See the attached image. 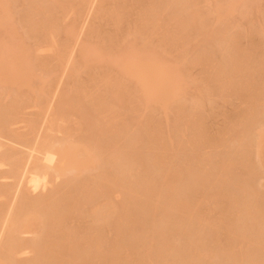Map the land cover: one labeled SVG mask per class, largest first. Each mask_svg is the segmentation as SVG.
I'll list each match as a JSON object with an SVG mask.
<instances>
[{
    "label": "rangeland",
    "instance_id": "obj_1",
    "mask_svg": "<svg viewBox=\"0 0 264 264\" xmlns=\"http://www.w3.org/2000/svg\"><path fill=\"white\" fill-rule=\"evenodd\" d=\"M0 1H7L4 2L5 7H7L5 11L9 10L4 22L0 25V227H2L1 229L5 227L3 231L0 229V254L3 252L1 257L5 261L4 264H13L14 262V264H47L49 260L48 264H53L54 262L51 260L53 254L49 250V254H51L49 257H51L50 259L47 258L48 247L46 246L47 244L50 246L57 238L61 243L66 237L69 239V244L74 242L71 245L68 244L69 248L73 244L75 247L72 246L68 250L67 246L61 253H54L56 257L59 254L61 264H65V262L66 264H84L87 260V264H264V135L262 136V144H260L262 145L261 150L256 148L259 146L256 145L257 137L264 132H260L262 128L264 130V0H236L235 4L231 8L229 7L226 15H224L225 18H220L221 20L216 19L218 12L216 10L215 14L214 9L216 8L213 5L218 4V7L224 9L225 3L230 0H209L211 1L209 6L212 5V7L208 6L207 0H203L205 1L203 3L198 1L200 4L195 2L198 7L203 4L209 10L208 15L203 13L207 16V18L205 17L206 26H204L205 22L202 26H197L194 23L196 27L192 25L191 19L187 20L188 12L190 13V10L195 8L192 0L190 4L188 2L190 0H150L152 3H148L149 0H132V2L131 0H123L122 3L121 0H86V2L84 0L82 3L85 2V5L82 4L80 7L75 5L79 0H61L62 2H59L62 4L60 7L57 6L59 3H54L56 6L51 5L54 0L51 2L50 0H43V2L42 0ZM102 2L104 3L102 4ZM128 2L133 3L132 9L128 6L131 10L129 8L126 10L122 6V4L128 5ZM186 2L188 3L186 4ZM181 3L186 7L182 8ZM2 4H0V8ZM42 4L44 5L42 6ZM40 5L47 9L44 8L43 11H45L43 12ZM190 5H192V9ZM34 6L39 13L37 10L35 11ZM48 6H51L52 11L55 10L50 14L55 21L49 18L50 16L48 17L49 13L46 12L50 9ZM119 6L124 8V11H121L123 16L120 24L122 26L111 21L113 17L111 14H106L109 11L114 13L113 10H120ZM72 7L75 9L73 10ZM161 9L162 11H160ZM202 9L199 8L198 11H203ZM220 11L223 10L220 9ZM42 13L44 17L47 16L51 20L52 24L43 18ZM186 13L188 15H185ZM191 13L193 12L191 11ZM55 14L58 15L55 16ZM153 14L156 18L161 15L159 20L157 18L156 23L157 21L163 22L162 25L160 23L158 26L164 25L169 30V36L171 34V37L167 38L170 40L166 41V43H171V47L168 46V48L170 47L168 50L170 54L165 51L168 49L167 46L165 47L167 49L161 47L160 49L156 45V41L154 42V40L159 41L160 38L155 39L156 37H154L153 39L151 36L150 39H153L154 44L156 43L154 46H157L154 48L153 42L150 43L151 41L147 37L150 43L148 45L152 44L151 52L153 49L154 52L157 51L155 49H160L166 53L161 55H166L162 58L164 59L163 63L168 67L166 68L168 72L163 70L162 76L172 75L174 72L176 73L177 68L179 69V74L178 71L177 74L186 81L184 84L186 87L183 88L184 90L182 89V100L180 93H174L175 89L179 88V82L183 81L178 79L175 80V83L171 82V84H176V88H173V91L171 89L170 92H173L174 96L177 97L174 100L180 101H176L177 103L169 101L170 104L166 105L165 110L160 108L158 104L153 106L154 103L150 102L144 106L141 98L142 104L139 101H136L137 104L135 102V105L130 100L124 102L123 96L125 94L122 95L123 92L121 93L122 97L120 96V99H123L121 101L124 102L122 108L119 104L122 102L117 101L118 103H116L113 100V103H105V99L111 97L110 92H107L110 91V88L102 81L101 76L106 77L107 71L111 74L115 67V69H119V66L116 65H119L120 61H117L116 65L113 64L111 50H108L112 54L111 57L105 56L109 52L106 51L107 53L104 52V54L102 51L111 48L112 40L115 42L121 39L122 42L125 38L123 37L125 31L133 28L136 20L141 19L147 23L148 20L154 18ZM174 15H177L176 18L173 17ZM180 15L182 16L180 17ZM204 15H200V18H204ZM99 16H103V18ZM41 17L44 20L40 24L49 21L52 31L56 29L54 32L51 31L54 35L47 32L50 28L47 27V30H44V26H37V24L39 25L38 19L42 20ZM167 18L171 23L167 22ZM171 18L176 21H170ZM180 19L183 20L180 21ZM185 19L189 23L191 20L192 24L190 23L189 27L185 25ZM33 22H36L35 28ZM138 22L136 26H138ZM72 23L75 24L74 29H76L75 31L73 29L74 35L72 34V38H70L68 32L69 35L65 37L67 35L64 33L65 27L72 26ZM172 23L180 25L173 26ZM115 25L119 26L120 29L118 28V30ZM139 25L144 26L141 23ZM181 25L184 29L180 27ZM38 27L43 28L42 30L51 36L44 35L41 28L37 29ZM141 27L140 29L143 28ZM146 28L148 30V27ZM150 28L149 30L154 33ZM198 28H202V30L200 29L199 32ZM143 30L141 31L144 32ZM147 30L144 32L145 35L149 33H146ZM167 30L164 29V31ZM141 31L138 30V34ZM238 32L240 33L238 34ZM14 33L15 36H13ZM144 33H141L142 36L138 35L140 38L136 37L138 40H134L139 52L135 45L129 46L133 49L135 47L134 50L139 54L146 47L145 41H143L145 43L140 42L144 40L141 39V37L144 38ZM134 34L137 36L135 31ZM154 34L157 35L158 31ZM158 36L160 37V34ZM231 36L236 38H231ZM133 37L131 40L134 39ZM164 40L166 39H163L162 43L165 42ZM141 43L145 47L142 48ZM114 44L112 46L115 47L111 49H118L119 47ZM57 49L65 51L60 53V58L56 54ZM146 49L148 50L147 47ZM146 49H144L145 52ZM95 51L105 57L98 56L97 59L99 57L102 59L98 62L93 61L96 57H93V54L99 55ZM112 52L116 53V51ZM159 52L162 51L156 52V55ZM133 53L135 52L133 51ZM129 55L131 54L129 53ZM143 55L144 51L137 58L141 60ZM154 57L157 59L156 56ZM97 59L95 58V60ZM145 59L147 60V58ZM105 63L108 66L111 63L112 68L109 66V69L106 70L108 67L102 66ZM99 65L106 70V74H103V69ZM165 65L159 66L165 69ZM110 69L113 70L110 71ZM100 71L103 75H100ZM117 72L120 75H117ZM151 72H157V69H150V75H152ZM116 73L120 77H118L119 82L123 79L129 85L136 83L132 84L128 81L129 76H123L121 71L116 70ZM178 75L173 76L180 78ZM114 77L112 75V78ZM168 77L172 80V76ZM107 78L108 75L105 79L108 82L109 80L112 81L110 76ZM135 79L134 81H136ZM193 79L200 83V80L202 82L206 80L203 83L208 82L207 85L210 86L205 89L207 92L205 90L202 92L201 89L200 92L198 91V93H203L199 97L196 95L199 98V106L195 104L197 101L194 99V94H197L195 91L197 86L195 85H199V83L195 82L194 84ZM164 80L167 82L166 78ZM102 82L108 88L105 92L110 96L105 97V99L103 98L104 93H102L104 91ZM114 82L113 88L115 85H119L118 82L114 85ZM180 83L182 84V82ZM128 86L126 88H129ZM134 86L130 87L134 90ZM137 86L139 85L137 84ZM117 88L119 91L121 90L119 86ZM133 90L129 91V96L126 95L131 100L139 96V90L137 88L135 90L138 92ZM117 91L115 89L114 92L118 94ZM116 93L114 96H119ZM64 95L69 96L68 102L66 101L69 99L67 97H65L64 102H61ZM137 98L136 100H139ZM103 100L108 106H104ZM173 103L175 104L173 105ZM113 116L116 118V120L114 119L116 122L111 120L115 123H108V120ZM199 125L202 126L201 129ZM199 129L200 131L206 130V133H203L208 135L198 137L200 136ZM78 142L83 143V145L92 144L91 149L86 146L90 150L85 151L84 147L83 149L92 158H95L94 161L91 158L94 166L87 165L90 169H84L82 166L83 170L78 167L79 171L75 172L73 171L75 168L71 166L73 164H70L71 160H68L70 159L69 156L72 155L68 147L69 144L77 145ZM40 145L44 146L40 147ZM39 147L40 149H38ZM92 149H94V153H92ZM46 150L54 153L49 164L48 161L45 162L44 158ZM80 151H77L79 156L90 157L85 152L82 154ZM59 161L63 163V170ZM47 165L51 168L46 167ZM70 166L74 169L72 168V170ZM22 171L25 174H30V177L38 173V176L43 178L41 182L44 184L40 183L41 185L39 184V187L36 188L31 187L30 183L27 182L29 176L27 174L25 176ZM104 191L114 201V206L112 207L113 201L108 199V202H111L108 204H112L113 209L110 207L106 210L111 209L113 211L112 213L111 211L110 213L107 212L108 216L112 215L109 217L111 224L110 222L106 224L105 238L101 240V242L103 241L102 244L99 243L102 251L101 256L100 251L97 252L100 246L98 249H94L91 241L93 238L90 239L92 236L95 237L92 230H97L94 220L98 218L89 216L87 213H84V215L87 214L84 216L81 213L91 212V208L90 210L87 209L95 203L90 201L94 198L97 202H105L103 201L106 198ZM39 198L42 199L41 202H39ZM31 200L33 201L31 202ZM20 203L22 207L24 204L26 206L24 205L25 207L22 208ZM35 203L36 205H34ZM96 204L100 207V203ZM25 208L33 209L35 215L39 210L37 212L40 216L37 217L39 221H35V224L31 221L30 227L27 225L30 232L28 230L18 231L19 229L16 230V228L14 230L13 227L16 226L17 222H14L15 226L13 224L12 228L5 226L4 218H11L12 212L13 216L16 215L15 217L19 216V213L21 216L22 211L27 212ZM45 208L48 209L44 210ZM96 209H92V213L99 212ZM56 210L60 213L62 211L65 213V210H73L77 217L70 211V214L74 216L69 217V219L72 218L73 220H69L70 223L68 221V224L60 222V225L57 220L59 216L57 217L56 213L60 214ZM81 210L84 211L81 212ZM52 215L55 216L57 222L51 220ZM91 217H94V220L92 219L94 224L91 223ZM7 218L6 220H8ZM101 220L99 221L100 224ZM90 223L94 225V229L90 230ZM63 224L65 227L66 224L68 227L70 226L68 233L67 229L66 231L63 230L66 232L65 235L60 228ZM56 225L59 226L55 227ZM21 227L19 228L21 229ZM65 227L63 228L65 229ZM57 228H60L58 231L63 236L62 239H60V234L56 235L55 233L58 232L53 230ZM88 230L92 233L91 237H89L90 232ZM118 235L120 236L117 237ZM29 241L35 244L40 243L35 245ZM59 241H55L54 244L59 243ZM11 244L15 248L16 246L21 248V250L14 248L13 252L10 251L12 250ZM43 245L44 248L46 247V251L43 249ZM31 246L33 248H30ZM34 247L38 248L35 249ZM51 248L53 247L51 246ZM92 250L96 251L97 254ZM62 253L67 255L63 256ZM98 255L101 257L100 260ZM2 260L0 259V261Z\"/></svg>",
    "mask_w": 264,
    "mask_h": 264
},
{
    "label": "bare ground",
    "instance_id": "obj_2",
    "mask_svg": "<svg viewBox=\"0 0 264 264\" xmlns=\"http://www.w3.org/2000/svg\"><path fill=\"white\" fill-rule=\"evenodd\" d=\"M46 1H47V0H46ZM51 1H52V0H50V2H51ZM55 1H56V0H54V1L52 2L53 4H51L50 2H49V3H50L51 5H55L54 3L58 4L61 0H58V1H56V2H55ZM65 1H66V0H65ZM76 1H77V0H76ZM83 1H84V0H81V3L79 4V2H80V0H79V2L77 1V4H75V5H76L77 7H78V6L80 7L82 4H84V3L86 2V0H85V2L82 3ZM106 1H107V0H106ZM122 1H123V0H121V3H122ZM126 1H127V0H126ZM136 1H139V0H136ZM152 1H153V0H152ZM152 1L149 0V2H148V1H147V2H148V3H150V2L152 3ZM177 1H178V0H177ZM186 1H187V0H186ZM198 1L201 2V3L205 2V1H203V0H196V1H195V0L193 1V0H192V2H193L192 4L194 5L193 7H195V8H194L193 10H190V13L188 12L189 16L187 17V18H188L187 20L191 19V20L193 21V22H192L193 24L191 23V20H190V23H191L192 25H194V27H196V25H197V26H198V25H199V26H202V24H204V22H205L204 26H206V18H207L206 15H208V13H209V10H207L208 8H207V7L205 8V7L203 6V4L201 5L202 7H201V6L198 7V5H195V2H196V4L199 3ZM207 1H208V6H209V2H211L212 0H211V1L207 0ZM228 1H229V0H228ZM232 1H233V0H230L229 2H226V3H225V6H224V9H223V7H218V6H219L218 4H217V5L215 4L216 6L213 5V7L216 8V9H214V12H215L216 10H217L216 12H218V13H217V17H216V19L221 20V19L225 18L224 15H226L227 11L229 10V7L231 8V7L235 4L234 2H236V0H234L233 2H232ZM0 2H1L0 4H2V3L5 4L7 1H0ZM4 2H5V3H4ZM42 2H43V0H42ZM61 2H62V1H61ZM124 2H125V1H124ZM131 2H132V0H131ZM188 2H189V4H190L191 0L188 1ZM188 2H186V4H187ZM44 3H45V2H44ZM49 3H48V4H49ZM70 3H71V2H70ZM72 3H74V2H72ZM103 3H104V2H102V4H103ZM126 3H127V2H126ZM179 3H180V1H179ZM179 3H178V4H179ZM214 3H215V2H214ZM214 3H213V4H214ZM230 3H232V4H230ZM3 4H2V6H1V8H3V9L0 8V12H1V13H0V18H3V19H0V25H2V23L4 22V20H5V18H6V15H7V11H8V13H9V10H6V11H5V9L7 8V7H5L6 4H5V5H3ZM50 4H49V5H50ZM68 4H69V2H68ZM78 4H79V5H78ZM105 4H106V2H105ZM115 4H117V3H115ZM129 4H130V5H129ZM135 4H136V2H135ZM175 4H176V3H175ZM181 4H182V3H181ZM189 4H188V5H189ZM199 4H200V3H199ZM210 4H211V3H210ZM43 5H44V4H42V6H43ZM45 5L47 6V4H45ZM61 5H62V4L59 3L57 6L60 7ZM75 5H74V6H75ZM84 5H85V4H84ZM144 5H145V4H144ZM147 5H148V4H147ZM149 5L151 6V4H149ZM158 5H159V4H158ZM176 5H177V4H176ZM183 5H184V4L181 5L182 8L186 7V6H183ZM228 5H230V6H228ZM3 6H4V7H3ZM35 6H37V5H35ZM35 6H34L33 8H34L35 11H36L37 9H36ZM40 6H41V5H40ZM40 6H39V7H40ZM42 6H41V7H42ZM55 6H56V5H55ZM86 6H87V3H86ZM114 6H115V5H114ZM116 6H117V5H116ZM122 6L125 7L126 10H128L127 8H129V7H130L131 9H132V7H134V6H133V3H130V2H128V5H127V4H122ZM122 6H119V7L122 9V8H123ZM128 6H129V7H128ZM135 6H136V5H135ZM159 6H162V5H159ZM159 6H158V7H159ZM196 6H197V8H196ZM227 6H228V8H226ZM48 7H49V6H48ZM52 7H53V6H52ZM58 7H57V8H58ZM63 7L65 8V5H64ZM90 7H91V6H90ZM103 7H104V6H103ZM119 7H117V8H119ZM151 7H152V6H151ZM151 7H150V8H151ZM155 7H156V6H155ZM172 7H173V6H172ZM176 7H177V6H176ZM188 7H189V6H188ZM191 7H192V5H190V8H191ZM193 7H192V8H193ZM209 7H212V5L209 6ZM44 8L47 9L46 7H44ZM44 8L42 7L41 10L43 11ZM49 8H50V9H49ZM49 8H48L49 11H48V10L46 11V12L49 13V14L47 13V14H48V17L50 16L51 12H54V11H55L54 9H53L54 11H52L51 6H50ZM54 8H55V7H54ZM61 8H62V7H61ZM72 8H73V7H72ZM81 8H82V7H81ZM86 8H87V7H86ZM100 8H101V7H100ZM130 8H129V10H131ZM146 8H149V7L146 6ZM156 8H157V7H156ZM159 8H160V7H159ZM165 8H166V7H165ZM192 8H191V9H192ZM199 8H200V9L204 8L206 11L204 12V9H202L203 11H201V10L198 11ZM38 9H39V8H38ZM66 9H67V8H66ZM74 9H75V7L73 8V10H74ZM121 9H120V10L117 9V10H119L120 12H121V11L123 12V11H124V8H123V10H121ZM152 9H153V7H152ZM154 9H155V8H154ZM170 9H171V8H170ZM178 9H179V8H178ZM180 9H181V8H180ZM220 9L223 10V11H220ZM32 10H33V9H32ZM41 10H40V13L42 12ZM56 10H58V9H56ZM71 10H72V9H71ZM81 10H82V9H81ZM84 10H85V8H84ZM99 10H100V9H99ZM101 10H103V9H101ZM112 10H113V9H112ZM117 10H113L114 13H111L110 11H109V12H106V11H105V12H106V14H107V13L111 14V16H113V17H112L113 20L110 18L111 21H112V22H115L116 25H119V24L121 23V19H122L123 14H122V12L120 13V12L117 11ZM164 10H165V9H164ZM164 10H163V11H164ZM194 10H196L197 12H195ZM44 11H45V10H44ZM44 11H43V12H44ZM149 11H150V10H149ZM160 11H162V9H161ZM191 11H192L193 13H191ZM79 12H80V9H79ZM86 12H87V11H86ZM105 12H104V13H105ZM150 12H152V10H151ZM186 12H187V11H186ZM194 12H195V13H194ZM216 12H215V14H216ZM224 12H225V13H224ZM37 13H39L38 10H37ZM58 13H60V12H58ZM65 13H66V12H65ZM80 13H81V12H80ZM101 13H102V12H101ZM160 13H161V12H160ZM160 13H159V14H160ZM177 13H178V12H177ZM177 13H176V14H177ZM203 13H204V14L207 13V14L204 15ZM223 13H224V14H223ZM1 14H2V15H1ZM45 14H46V13H45ZM47 14H46V15H47ZM62 14H64V13H62ZM62 14H61V16H62ZM99 14H100V12H99ZM154 14L156 15V13H154ZM154 14H153V17L155 18V20H153L154 18H153L152 20L150 19V21L148 20V22H149L150 24H149L147 21H146L147 23H145V22H144L143 20H141V19H139L140 21H139V20H136V23L139 21V22H138V26H136V23H135V25H133V24H132V25H133V28H134V27H135V28H136V27L139 28V29L136 28L137 31L135 30V28H134V29H133V28H129L130 31L132 32V33L130 34L129 29H128V31L126 30L127 32L124 30V31H125V36H123V37H125L124 40H127V39H128L129 41H128V40H127V41H124V40H123L124 42H123V41L121 42V39H119V40H117L119 43H118L117 41H115L116 43H118V44L116 45V43L113 42V40H112V39H114V38H112V39H111V40H112L111 42H112L113 44L115 43L114 45H116L117 47H119L118 49H115V50L111 49V48H114V47H115V46H114V47L112 46V45H113L112 43H111V45H110L111 48L109 47L110 49H109V48H106L107 50L102 49V50H104V51H102L103 53H104V52L107 53V52H109V51L111 50L110 52H111L113 55L116 54V55H115L116 57H115V56H113L110 52H109V54H105V53H104L105 56H106V55H109V56L111 57V55H112V57H113L112 60H114V61H113V64L116 65V62H117V61H118V62L120 61V62H119V65H116V66H119V69H115L116 67L113 65L115 68H114V71H112L111 74L109 73V71H107L108 74H106V73H107L106 70L109 69V66H111L110 64L112 63V61H111V63H109V66H108L106 63L102 65V66L106 65V66L108 67V68H106V70H104V69L102 68V66L99 65V66H101V68L103 69V71H102V72H104L103 74H106V77H107V75H108V78H109V76H110V77H111L110 79H111L113 82H114V81L118 82V84H119L118 86L121 88V90L119 91V88H117L118 86L115 85L116 82H114V85H115L114 88L116 87L115 89H116V91L118 90V91H117L118 94H117L116 92H114L115 89L112 87V86H113V82L109 80V82H111V83H110L111 87H110L108 80L105 79L106 77H105L103 74H101L102 72L100 71V72H99L100 75H103V77L101 76V78L104 79V80L102 79V81H104V82L106 83L107 87L110 88V91H109L108 88L106 87V85L104 86V82H102V83H103V86H104V87H102V89L104 88V89H103L104 91H103L102 93L105 94V93H106L105 90H106V91L108 90L107 92H108V93L110 92L109 95L111 96V97H110L109 95H107L108 93H106V96L103 94V98H104V99H105V97H107V96L110 97V98H108V99H107V98L105 99V103H106V102H109V104H110V102L113 103V100H115L116 103H118V102H122L121 100H123V99H120V98L122 97V96H121V93H122V92H123L122 95L125 94V96H123V98H124L123 101H124V102H125V100H126V102H128L127 100H130L131 103H132V101H133V104L135 105V102H136V101H137V102L139 101L141 104H142V101H143L144 106H146V104H148V103L150 102V103H152V104L154 103L153 106H155L156 104H158V106H160V108L162 107L163 110H165V109L167 108L166 105H168L169 101H173V102L175 101V103H177L178 101H180V100H178V101H177V100H174V98L177 99V97L174 96V93H175V92H176L175 94H179V93H180L179 95L181 96V94L183 93L182 89H183L184 87H186V86L184 85V84L186 83V81H185L183 78L181 79V77L178 75V74H179V69H178V68H177V70H176V73L173 71L174 74H172V75L169 74V75H168V76H172L171 78H172L173 81H172L168 76H162L163 70H165V72H168V70H166V68H168V67L165 65V63H163V61H164L163 58L166 57V55L164 56V55H161V54H162V53H165V51H166L167 53L170 54V52H168V50H170V47H171L170 44H171V43H170V44H169L168 42L166 43V41L170 40V39H167V38L171 37V34H170V36H169V34H168L169 30H167V28H165L164 25H163L164 27H163V26H162V27L158 26L160 23H161V25H162L163 22H159V21H157V23H156V20H157L158 17L156 18V17L154 16ZM157 14H158V12H157ZM174 14H175V13H174ZM188 14L186 13L185 15H188ZM190 14H196V15H191V16H190ZM199 14L202 15V16L204 15V18H205V17H206V18H205V19H204L203 17H202L203 19L200 18V15H199ZM42 15H43V13H42ZM42 15H41V16H42ZM57 15H58V14H55V16H57ZM74 15H75V13H74ZM151 15H152V14H151ZM177 15H178V14H177ZM177 15H176V16H177ZM53 16H54V14H53ZM53 16H52V17H53ZM86 16H87V15H86ZM109 16H110V15H108V17H109ZM111 16H110V17H111ZM159 16L161 17V15H159ZM176 16L174 15L173 17L176 18ZM181 16H182V15H180V17H181ZM193 16H194V17H193ZM46 17H47V16H46ZM46 17H44V15H43V18H45L46 20H49V18H51V16H50L49 18H48V17L46 18ZM81 17H82V16H81ZM95 17H96V16H95ZM99 17H100V16H99ZM101 17L103 18V16H101ZM101 17H100V18H101ZM160 17L158 18V20L160 19ZM164 17H165V16H164ZM178 17H179V16H178ZM183 17L185 18V16H183ZM189 17H190V18H189ZM41 18H42V17H41ZM43 18H42V20H41V19H38L39 22H37V23H39V25L37 24V26H41V27L44 26V27H43L44 30H47V29H46L47 27H48V29L50 28V30H49L50 32H49V31H47V32L50 33V34H53V35H54V33H52V32H54L56 29H55L54 31H52V28H51V27H52V26H51V24H52V23H51V20H49L51 24L49 23V21L46 22V23H44V22H45V21H44L43 24L41 23L42 25L40 24V22H42V21L44 20ZM57 18H59V17H57ZM192 18H193V19H192ZM220 18H221V19H220ZM51 19H52V18H51ZM76 19H77V18H76ZM80 19H81V18H80ZM143 19H144V17H143ZM178 19H179V18H178ZM195 19H197L198 21L200 20L199 23H198V21L195 20ZM36 20H37V19H36ZM36 20H35V21H36ZM40 20H41V21H40ZM52 20H54V19H52ZM56 20H57V19H56ZM167 20H168V18H167ZM173 20L176 21L175 19H172V18H171L170 21L173 22ZM181 20H183V19H180V21H181ZM185 20H186V19H185ZM187 20L184 21V22H186L185 25H186V26L188 25V27H189V25H191V24H190L189 21H187ZM202 20H204V21H202ZM1 21H2V22H1ZM54 21H55V20H54ZM58 21H59V20H58ZM73 21H74V20H73ZM84 21H85V20H84ZM142 21L144 22V24H143ZM152 21H153V22H152ZM161 21H162V20H161ZM195 21H197V22H195ZM82 22H83V21H82ZM151 22H152V23H151ZM165 22H166V20H165ZM167 22H168V23H171V22H169V20H168ZM182 22H183V21H182ZM182 22H181V24H182ZM184 22H183V24H184ZM200 22H202V23H200ZM57 23H58V22H57ZM61 23H62V22H61ZM74 23L76 24V22H74ZM79 23H80V22H79ZM139 23H141L142 25H144V26H142L143 28L141 27V25H139ZM175 23H178V22H175ZM187 23H188V24H187ZM194 23H196V25H195ZM32 24H33V27H34V24H36V22H35V23L33 22ZM48 24H50V25L47 26ZM55 24H56V23H55ZM75 24H74V25H75ZM113 24H114V23H113ZM145 24H146V25H145ZM147 24H148V26H147ZM166 24H167V23H166ZM172 24H173V26H174V25H177V24H174V23H172ZM45 25H46V26H45ZM53 25H54V24H53ZM56 25H57V24H56ZM56 25H54V26H56ZM66 25H68V24H66ZM66 25H65V26H66ZM74 25H73V23H72V26H73V27H72L71 25H69V26H71L72 28L69 27V26H68L69 28H68L67 26L65 27V32H64V33L67 34V35H65V37L68 36L69 33H70L69 37L72 38L71 36H72V34L74 35V31L76 30V29H74ZM76 25H77V24H76ZM82 25H83V24H82ZM116 25H115V26H116ZM120 25H121V24H120ZM120 25H119V26H120ZM179 25H180V24H178L177 26H179ZM62 26H63V25H62ZM94 26H95V25H94ZM115 26H114V27H115ZM119 26H116L117 29L119 28ZM121 26H122V25H121ZM182 26H183V25H181L180 27H182ZM35 27H36V26H35ZM35 27H34V28H35ZM41 27H38L37 29H40ZM92 27H93V26H92ZM116 27H115V29H116ZM130 27H131V26H130ZM140 27H141L142 29H140ZM144 27H145V28H144ZM146 27H148V30H147ZM150 27H151V28H150ZM171 27H172V26H171ZM190 27H192V26H190ZM43 28H41V30H42ZM53 28H54V27H53ZM55 28H56V27H55ZM57 28H58V27H57ZM75 28H76V27H75ZM81 28H82V27H81ZM127 28H128V27H127ZM149 28L152 29V30L154 31V33H155V32L157 33V31H158V34H160V37L158 36V34L155 35L154 33H152V31H150ZM158 28H160V29L158 30ZM163 28H164L165 30H167V31H164ZM172 28H173V27H172ZM176 28H177V27H176ZM182 28L184 29V27H182ZM182 28H181V29H182ZM202 28H203V27H202ZM202 28H200V29L202 30ZM61 29H62V28H61ZM67 29H68V30H67ZM70 29H71L72 31H71ZM73 29H74V31H73ZM78 29H79V27H78ZM119 29H120V28H119ZM119 29H118V30H119ZM124 29H125V28H124ZM143 29H144V30H143ZM179 29H180V28H179ZM183 29H182V30H183ZM198 29H199V28H198ZM200 29H199V32H200ZM44 30H42L44 33L41 31L44 35H46V36H51L50 34L47 35V32L44 31ZM63 30H64V29H63ZM138 30H139V31L143 30L144 32H145V30H147L146 33L149 32L148 34L145 35V33L141 31V33H144V35H143L144 38L141 37V39H144V40L140 41V42H142V43H145V42H146V45H145V46L148 48V50L146 49V47L144 46V44L141 43V45H142V48H143V46L145 47L144 49H146V50L148 51V52L146 51L147 53L145 52L144 49L140 51V54L138 53V52H139V51H138V47L135 45L136 43H135V41H134V40H136L137 38H140V37H138V35H139V36H140V35L142 36L141 33L138 34V33H139ZM170 30H172V29H170ZM13 31H14V30H13ZM51 31H52V32H51ZM61 31H62V30H61ZM94 31H95V29H94ZM94 31L91 30V32H94ZM134 31H135V33H137V36L134 34ZM160 31H161V32H160ZM173 31H174V30H173ZM180 31H181V30H180ZM11 32H12V31H11ZM14 32H15V31H14ZM68 32H69V33H68ZM163 32H164V33H163ZM170 32H171V31H170ZM178 32H179V31H178ZM171 33H172V32H171ZM239 33H240V32H238V34H239ZM62 34H63V33H62ZM162 34H163V35H162ZM167 34H168V37H166ZM173 34H174V33H173ZM15 35H16V34L14 33L13 36H15ZM17 35H18V34H17ZM77 35H78V34H77ZM126 35H127L128 37H127ZM132 35H133L134 37H133ZM147 35H149V36H147ZM164 35H165V36H164ZM18 36H20V35H18ZM18 36H17V37H18ZM130 36L133 37L134 39L131 40V37H130ZM145 36H146V38H145ZM151 36L153 37V39H154V37H156L155 39H159V38L161 39V38H162L161 41H160V39H159V41H158V40H154V42L156 41V43H157V44H156V43H155V44H156L157 46H159V48L161 47V48L163 49V48H165L166 46H167V48H168V46H170V47H169L168 49L165 48V49H167V50H165V51H164V50H160V49H161V48H160L159 50H158V49H155V50H157V51H155V52H154V49H153V52H151L153 47H154V48L157 47V46H154L155 44H154V42L152 41L153 39H150V38H152ZM157 36H158V37H157ZM172 36H173V35H172ZM235 36H237V34H235ZM235 36H233V37H235ZM44 37H45V36H44ZM63 37H64V35H63ZM73 37H74V36H73ZM115 37H117V36H115ZM119 37H120V36H119ZM126 37H127V38H126ZM136 37H137V38H136ZM147 37H148L150 40H149ZM233 37L231 36V38H233ZM237 37H238V36H237ZM67 38H68V37H67ZM75 38H76V37H75ZM120 38H121V37H120ZM129 38H130V39H129ZM235 38H236V37H235ZM122 39H123V38H122ZM163 39H166V40H164L165 42L162 43ZM137 40H138V39H137ZM148 40L151 41L150 43L153 42V43H152V44H153V47L151 46L152 44H151V45H148V44H150V43L148 42ZM232 40L234 41V39H232ZM66 41H67V40H66ZM69 41H70V40H69ZM69 41H68V42H69ZM143 41H145V42H143ZM128 42H130V43H128ZM133 42H134V44H133ZM160 42H161V43H160ZM63 43H64V42H63ZM65 43H66V42H65ZM121 43H122V45H121ZM131 43H132V44H131ZM164 43H165V44H164ZM92 44H93V43H92ZM119 44H120L121 46H118ZM123 44L125 45V47H124ZM126 44H127V45H126ZM137 44H138V42H137ZM158 44H159V45H158ZM160 44H161V46H160ZM65 45H66V44H65ZM67 45H68V44H67ZM87 45H88V44H87ZM95 45H96V44H95ZM132 45H133V46L135 45V47H137L136 49H137L138 52L134 50L135 47H134V49H133V47H129V46H132ZM162 45H165V46L162 47ZM58 46H59V45H58ZM63 46H64V45H63ZM96 46L99 47L100 45H96ZM149 46H151V47H149ZM86 47H87V46H86ZM93 47H94V49H96L95 46H93ZM93 47H92V50H93ZM100 47H102V46H100ZM128 47H129V48H128ZM139 47L141 48L140 43H139ZM57 48H58V47H57ZM60 48H61V47H60ZM88 48L90 49L91 47H88ZM127 48H128V49H127ZM149 48H150V50H149ZM61 49H63V48H61ZM61 49H59V50L57 49V51H56V54H57L58 58H60V53H62V51H63V50H61ZM64 49H65V47H64ZM130 49H132V50L130 51ZM60 50H61V51H60ZM66 50H67V49H66ZM108 50H109V51H108ZM139 50H140V49H139ZM59 51H60V52H59ZM106 51H107V52H106ZM112 51H116V53H113ZM127 51H129V52H127ZM133 51H134L135 53H133ZM143 51H144V55L142 56V58H140L141 60H139V58H137V57L140 56V55H142V52H143ZM149 51H150V52H149ZM158 51H162V52H159L160 54L157 53V55H158V56H157V55H156V52H158ZM57 52H58V53H57ZM63 52H65V51H63ZM95 52H97V51H95ZM99 52H100V51H99ZM136 52H137L138 54H137ZM54 53H55V52H54ZM93 53H94V52H93ZM97 53H98V52H97ZM129 53H130L131 55H129ZM149 53H150V55H149ZM152 53H153V54H152ZM95 54H96V53L93 54V57H94V56H96V57H94V60L92 59V60L95 61V62H96V61L98 62V60L100 61L102 58L105 57V56H103L101 53H98L99 55H95ZM147 54H148V55H147ZM165 54H166V53H165ZM135 55H136V56H135ZM151 55H152V56H151ZM159 55H161V56H159ZM63 56H64V54H63ZM98 56H101L102 58L99 57V59H97ZM147 56H148V57H147ZM154 56H156L157 59H155ZM163 56H164V57H163ZM167 56H168V54H167ZM55 57H56V56H55ZM55 57H54V58H55ZM114 57H115V58H114ZM117 57H118V59H116ZM162 57H163V58H162ZM200 57H201V56H200ZM58 58H56V60H58ZM61 58H63V57H61ZM95 58H96L97 60H95ZM145 58H147V60H146ZM196 58H197V57H196ZM119 59H120V60H119ZM160 59H161V60H160ZM162 59H163V60H162ZM198 59H199V58H198ZM49 60H50V59H49ZM54 60H55V59H54ZM143 60H144V61H143ZM155 60H156L157 63L155 62ZM157 60H158V61H157ZM159 60H160L161 62H160ZM195 60H196V59H195ZM195 60H194V61H195ZM201 60H202V59H201ZM203 60H204V59H203ZM206 60H207V59H206ZM146 61H148V62L145 63ZM198 61H199V60H198ZM56 62H57V61H56ZM59 62H60V61H59ZM118 62H117V63H118ZM44 63H46V62H44ZM50 63H51V62H50ZM50 63H49V64H50ZM159 63H161V64H159ZM200 63H201V62H200ZM60 64H61V63H60ZM157 64H158V65H157ZM163 64L165 65V69H162V67L164 66ZM47 65H48V64H47ZM159 65L162 66V67H160ZM73 68H74V67H73ZM104 68H105V67H104ZM111 68H112V66H111ZM153 68L157 69V72H151V74L153 75V76H152V75L149 74V70H150V69H153ZM74 69H75V68H74ZM72 70H73V69H72ZM75 70H76V69H75ZM111 70H113V69H110V71H111ZM116 70H117V71H118V70L121 71V74H123V76H127V77L129 76V77H128V81L132 82V84H133L134 82H136V83H134L133 85H131V83H130V85H129V83H127V84L129 85V86H128V85L126 84V81H123V79H121L120 82H119L118 79H119L120 77L117 76V75H120V73L117 72V73H118V74H117V73H116ZM28 71H29V70H28ZM28 71H27V74H28V76H29ZM49 71H50V70H49ZM54 71H55V70H54ZM171 71H172V70H171ZM177 71H178V74H177ZM114 72H115V73H114ZM99 73H98V74H99ZM113 73H114V74H113ZM125 73H126V74H125ZM153 73H155V74H153ZM116 74H117V75H116ZM112 75H113V77H114V75H116V76H115L114 78H112ZM173 75H178L180 78H178L177 76H173ZM19 76H20V75H19ZM28 76H27V77H28ZM20 77H21V76H20ZM104 77H105V78H104ZM116 77H117V78H116ZM118 77H119V78H118ZM152 77H153V78H152ZM101 78H100V79H101ZM108 78H107V79H108ZM130 78H131V80H129ZM135 78H136V79H135ZM164 78L167 79V82H166V80H164ZM168 78H169V79H168ZM175 78H176V79H175ZM98 79H99V77H98ZM134 79H135L136 81H134ZM178 79H179V81H180V79L183 80V81H180V82H182V84L179 82V88H176V87H175L176 84H173V83H175V80H178ZM26 80H27V79H26ZM94 80H95V79H94ZM105 80H106L107 82H106ZM137 80H138V81H137ZM168 80H169V81H168ZM193 80H194V81H193L194 84H195V82H198L197 80L195 81V79H193ZM27 81H28V80H27ZM29 81H30V80H29ZM97 81H99V80H97ZM128 81H127V82H128ZM200 81H201V83L198 82L199 85H197V84L195 85V86H197V88H196V90H195L197 94H194V95H195L194 99L198 102V103H197V102L195 103V104H197V105L200 104V102L198 101V100H199L198 97H199V96H202L201 94H203V93H198V91L200 92V89H201L202 92H205V91L207 92V90H205V89H207L208 87H210V86L207 85L208 82H207L206 84L203 83V82H206V80H204L203 82H202V80H200ZM47 82H48V81H47ZM124 82H125V83H124ZM169 82H170V84H169ZM171 82H173V83H172L173 85L171 84ZM191 82H192V79H191ZM122 83H123V84H122ZM49 84H50V82H49ZM135 84H136V85H135ZM137 84H138L139 86H137ZM201 84H202V86H201ZM43 85H44V84H43ZM121 85H122V86H121ZM124 85H125V86H124ZM126 85H127L129 88H132V87L135 85L134 87L137 88V89L139 90V96H137L138 98L135 97L134 99L131 100V98L127 97V96H129V94H130L131 90H133V88H132V89L126 88V87H127ZM187 85H188V84H187ZM205 85H207V86H205ZM130 86H132V87H130ZM173 86H174V87H173ZM181 86H182V87H181ZM198 86H199V87H198ZM40 87H41V86H40ZM47 87H48V86H47ZM47 87H46V88H47ZM105 87H106V89H105ZM124 87H125V88H124ZM171 87H172V88H171ZM193 87H194V86H193ZM202 87H203V88H202ZM122 88H123V89H122ZM135 88H134V90H135ZM173 88H174V89L176 88V89H175L174 93H173V92L171 93L170 90L172 89L171 91H173V90H174ZM194 88H195V87H194ZM41 89H43V88H41ZM47 89H48V88H47ZM124 89H125L126 92L124 91ZM126 89H127V90L129 89L128 92H129V91H130V92L128 93ZM179 89L181 90V92H180ZM111 90H112V91H111ZM134 90H133V91H134ZM176 90H177V91H176ZM183 90H184V89H183ZM204 90H205V91H204ZM135 91H137V90H135ZM113 92H114V93H113ZM124 92H125V93H124ZM137 92H138V91H137ZM115 93H116V95H119V96H114ZM127 93H128V94H127ZM140 93H141V96H140ZM66 94H67V93H66ZM245 94H246V92H245ZM245 94H243V95H245ZM68 95H69V94H68ZM126 95H127V96H126ZM182 95H183V94H182ZM196 95H198V97H196ZM246 95H248V94H246ZM69 96H70V95H69ZM69 96H67V95L65 96V95H64V96L62 97V100L60 99L61 102H64V99H66L65 97L69 98ZM120 96H121V97H120ZM173 96H174V97H173ZM113 97H114V98H113ZM117 97H118V98H117ZM178 97H179V96H178ZM182 97H183V96L180 97L181 100H182ZM245 97H246V96H245ZM92 98H93V97H92ZM92 98H90V99L92 100ZM111 98H112V100H111ZM115 98L118 99V100H116ZM128 98H129V99H128ZM136 98L139 99V100H136ZM140 98H141L142 101L140 100ZM248 98H249V97H248ZM119 99H120V100H119ZM171 99H173V100H171ZM178 99H179V98H178ZM69 100H70V98H69V99H66L67 102H68ZM134 100H135V101H134ZM200 100H201V98H200ZM117 101H118V102H117ZM130 101H129V103H130ZM176 101H177V102H176ZM124 102L119 103V104H121V107H120V108H122V105L124 104ZM137 102H136V104H137ZM103 103H104V100H103ZM105 103H104V106H108V104L105 105ZM175 103H173V105H174ZM133 104H132V105H133ZM138 104H139V103H138ZM152 104H149V105H152ZM169 104H170V103H169ZM127 105H128V103H127ZM149 105H147V107H150ZM153 106H152V107H153ZM195 106H196V105H195ZM195 106H194V107H195ZM198 106H199V105H198ZM59 107H60V106H59ZM126 107H127V106H126ZM126 107H125V108H126ZM165 107H166V108H165ZM196 107H197V106H196ZM164 108H165V109H164ZM150 109H151V108H150ZM112 118H113V119H112ZM114 119L116 120V118H114V116L111 117L110 120H108V123H109V122L111 123V122L115 121ZM111 120H113V121H111ZM200 120H201V119H200ZM115 122H116V121H115ZM115 122H113V123H115ZM199 123H200V122H199ZM201 123H202V122H201ZM108 125H110V124H108ZM199 126H200V129H201L202 126H201V125H199ZM203 128H204V126H203ZM200 129H199V132H198L200 136H198V137L204 136V135H205L204 133H206V132H205L206 130H205V131H202V130H201V131H202V133H201ZM259 131H260V130H259ZM263 131H264V130H263V128H262V130H261L260 132H263ZM203 132H204V133H203ZM201 134H202V135H201ZM206 135H208V134H206ZM206 135H205V137H206ZM263 135H264V132L261 133L260 135H258L259 137H257V139H258V140H257V143H258V142H259V143H258V144L256 143V145H259V146H256V148H258L259 150H261V147H262V145H260V144H262V140H263L262 136H263ZM207 138H208V136H207ZM261 138H262V139H261ZM203 139H204V137H203ZM211 139H213V138H211ZM204 140H205V139H204ZM76 141H77V140H76ZM199 141H201V140H199ZM74 143L76 144V142H74ZM86 143H87V142H86ZM91 143H92V142H91ZM75 144H73V145H74V149H73V145H72V144H69V147H68V148H70V149H68V148H67V149H68L69 151L71 150V152H72V155H71V153H70V155H71L72 157L69 156L70 159H68V160H69V161L71 160V161H70V162H71L70 164H73V165H71V166H73L75 169H74L73 167H71V166H70V167H71V169L73 168L74 170H73V169H72V170L76 172V171H79V170H78V167H79V169H82V170H83V168H84V169H85V168H89V166H87V165H89V164L92 166L95 157L92 158L91 155H89L88 153L85 152V151H87V149H89V148L91 149V147H92L91 145H92V144H90V145H88V144L85 145V144H84V145H83V143L81 144V142H80V143L78 142L77 145H78V146L81 145V146H79L80 148H79L77 145H75ZM71 145H72V147H71ZM82 145H83V146H82ZM43 146H44V145H43ZM43 146L40 145V147H43ZM75 146H77V147H75ZM86 146L89 147V148H87ZM40 147H39L38 149H40ZM83 147L85 148V151H84ZM45 149H47V148H45ZM50 149H51V148H50ZM72 149H73V150H72ZM80 149H81V151H80ZM82 149H83V150H82ZM90 149H89V150H90ZM47 150H48V149H47ZM47 150H46V153H45L44 158H45V160H46L45 162L48 161V164H49V162L52 160V158H53V156H54V155H53L54 153L52 154V152L47 151ZM93 150H94V149H92V153H94ZM77 151L82 152V154L85 152V154L88 155V156H90V157H81V156H79V153L77 154ZM110 151H111V150H110ZM73 152H74V153H73ZM112 152H113V151H112ZM43 153H44V152H43ZM73 154H74L75 157L73 156ZM75 154H76V155H75ZM110 154H111V153H110ZM112 154H113V153H112ZM91 158H92L93 161L91 160ZM61 159H62V158H61ZM42 160H43V159H42ZM42 160H41V161H42ZM68 160H67V161H68ZM43 162H44V160H43ZM59 162H60V161H59ZM63 162H64V161H63ZM23 163H24V162H23ZM50 163H51V162H50ZM60 163H61V162H60ZM45 164H46V163H45ZM45 164H44V165H45ZM62 164H63V163H61V169L63 170V168H62L63 165H62ZM25 165H26V164H25ZM65 165H66V164H65ZM67 165H68V164H67ZM80 165H81V166H80ZM33 166H34V165H33ZM35 166H36V165H35ZM38 166H40V165H38ZM82 166H83V168H82ZM86 166H87V167H86ZM91 166H90V167H91ZM93 166H94V165H93ZM27 167H29V166H27ZM46 167L49 168L50 166L47 165ZM70 167H69V168H70ZM76 167H77V169H76ZM33 168H35V167H33ZM38 168H39V167H38ZM50 168H51V167H50ZM91 168H92V167H91ZM21 169H23V168H21ZM36 169H37V168H36ZM39 169H40V168H39ZM41 169H42V168H41ZM64 169H65V168H64ZM66 169H67V168H66ZM71 169H70V170H71ZM89 169H90V168H89ZM24 170H25V169H24ZM26 171H27V170H26ZM35 171H36V170H35ZM37 171H38V170H37ZM30 172H31V171H30ZM39 172H40V171H39ZM22 173H23V171H22ZM43 173H45V172H43ZM23 174H25V173H23ZM26 174H27V173H26ZM26 174H25V176H26ZM21 175H22V174H21ZM27 175H28V174H27ZM28 176H29V177H28L29 179L27 178V179H28L27 182L30 183L31 187L36 188L40 183H41V184H42V183L44 184V182H41V181L43 180V178L40 177V176H38V173H37V175L32 176V177H30V174H29ZM41 176H42V175H41ZM23 177H24V176H23ZM41 179H42V180H41ZM25 181H26V180H25ZM41 184H40V185H41ZM30 185H29V186H30ZM25 186H26V185H25ZM27 186H28V185H27ZM31 187H30V188H31ZM38 187H39V186H38ZM26 191H27V190H26ZM106 191H107V190H106ZM106 191H104V193H105ZM110 191H111V190H110ZM108 192H109V191H108ZM102 194H103V193H102ZM106 194H107V195H106ZM106 194L104 195V196H106V198L104 197L105 200H103V201H105V202H102V203H101V202H97L96 198H94V199L92 198L93 200H90V201L95 202V203H94V204H95V207H94V204H92V202H91L92 205L88 203V205H91L92 207L89 206V208H88L87 210H90V208H91V210H90L91 212H83V213H81V215H84V213H87L89 216H94L96 219H97V218L100 219V220L102 219V220H101V224H100V222H99L100 220H99V221H98V219H97V220H94V219H93L94 217H91V220L93 219V220L95 221V222H94V221L92 220L91 223L94 222V223H95V227L97 226V230H96V231L92 230V233L94 234L95 237H93V236H92V233L90 232L91 229H94V228H95L94 225H93L94 223H93V224L90 223L91 226H93V227H91V226L89 225V226H90V230H88V231L91 233V234L89 233V237L92 236L90 239L93 238V240H91V241H92V244H93L94 249H98L99 246H100V248L97 250V252L100 251V253H99L100 255L102 254V253H101L102 251L100 250V249H101V245H99V243L102 244L103 241L101 242V240H104V238H105L104 236H105V231H106V227H107L106 224H107L108 222L111 221V218H109V217L112 216L111 214H110L111 216H110V215L108 216L107 214L110 213V211H111V213H112V211H113V210H111V209H110V210H106V209H109V208L111 207L112 204H113L112 207L114 206V201L110 198V196H108L109 194H108L107 192H106ZM25 196H26V195H25ZM93 196H94V195H93ZM23 197H24V194H23ZM26 197H27V196H26ZM43 197H44V199H45V196H43ZM43 197H42V198H43ZM47 198H48V197H47ZM47 198H46V199H47ZM27 199H28V198H27ZM39 199H40V198H39ZM108 199L113 201L112 204H110V205L108 204V203L110 202V201L108 202ZM23 200H24V199H23ZM35 200H36V199H35ZM35 200H34V201H35ZM41 200H42V199H40L39 202H41ZM18 201H19V200H18ZM27 201H28V200H27ZM32 201H33V200H31V202H32ZM43 201H45V200H43ZM51 201H52V200H51ZM35 202H36V201H35ZM57 202H58V201H57ZM87 202H89V201H87ZM21 203H22V202H21ZM21 203H20V205H21ZM55 203H56V202H55ZM96 203H100V205H99L100 207H98V204H96ZM104 203H105V204H104ZM110 203H111V202H110ZM18 204H19V203H18ZM22 204H23V203H22ZM41 204H42V203H41ZM41 204H40V205H41ZM53 204H54V203H53ZM60 204H61V202H60ZM101 204H103V205H101ZM106 204H108L109 206L106 205ZM154 204H155V203H154ZM24 205H25V204H24ZM24 205H23V207L26 206V205H25V206H24ZM27 205H29V204H27ZM34 205H36V203H35ZM46 205L48 206L49 204H46ZM55 205H56V204H55ZM55 205H54V208H55ZM70 205H71V204H70ZM38 206H39V205H38ZM96 206H97V207H96ZM101 206H102V208H101ZM115 206H116V205H115ZM21 207H22V205H21ZM23 207H22V208H23ZM28 207H29V206H28ZM33 207H34V206H33ZM68 207H69V206H68ZM107 207H108V208H107ZM112 207H111V208H112ZM18 208H19V207H18ZM36 208H37V207H36ZM40 208H42V207H40ZM43 208H44V207H43ZM48 208H49V207H48ZM48 208H45L44 210H47ZM59 208H60V207H59ZM71 208H72V207H71ZM73 208H74V207H73ZM96 208H97V209H96ZM25 209H27V208H25ZM52 209H53V207H52ZM52 209H51V210H52ZM60 209H61V208H60ZM62 209H63V208H62ZM85 209H86V208H85ZM92 209H94V210L96 209V210L99 211V212H94V213H92V212H93ZM100 209H101V210H100ZM112 209H113V208H112ZM4 210H5V209H4ZM4 210H3V211H4ZM19 210H20V209H19ZM41 210H42V209H41ZM49 210H50V208H49ZM75 210H76V209H75ZM103 210H104V211H103ZM105 210H106V212H105ZM10 211H11V210H10ZM10 211H9V212H10ZM28 211H29V212H28ZM36 211H37V210H36ZM56 211L58 212V210H56ZM65 211H66L65 213L62 211V212H63V213L61 212L62 214H61L60 212H58L60 215H58V214L56 213V216H57V217L59 216V217L57 218V220L59 221V224H60V222H61V223H64V222L67 223L69 220H73L72 218L69 219V217H72V216H74V215L76 214L75 212H73V210H68V211L65 210ZM70 211L73 212L74 215H71V214H70ZM82 211H84V210H81V212H82ZM101 211H103V213H101ZM0 212H1V211H0ZM37 212H39V210H38ZM37 212H36V215H35V214H34L35 211L33 212V209H31V210H28V209H27V212H26V211H22L23 214L20 216L21 213H19V216H17V217H15L16 215L13 216V215H12L13 212H12L11 215L9 214L10 216H12L11 218H9V217L7 218V217H6L10 222L8 223V222H7L8 220H6V218H4L5 222H4V220H3V222H4L5 226H8L9 228H12L14 222H15V223L17 222V223H16V226H15V224H14V226H15V227H13L14 230H15V228H16V230L19 229L18 231H21V230H24V231H27V230H28V231H29V227L31 226V224H32V223L35 224V221H37V222L39 221V218L37 219V217L39 216V215L37 214ZM45 212H46V211H45ZM107 212H108V213H107ZM190 212H191V210H190ZM190 212H189V213H190ZM48 213H49V212H48ZM48 213H47V214H48ZM79 213H80V212H79ZM89 213H90V214H89ZM91 213H92V214H91ZM99 213H100V214H99ZM6 214H7V213H6ZM42 214H44V213H42ZM87 214H86V215H87ZM96 214H97V216H96ZM190 214H191V213H190ZM49 215H50V213H49ZM54 215H55V214H54ZM79 215H80V214H79ZM86 215H84V216H86ZM192 215H193V214H192ZM0 216H1V215H0ZM2 216H3V214H2ZM6 216H7V215H6ZM52 216H53V215H52ZM75 216L77 217V214H76ZM98 216H99V217H98ZM190 216H191V215H190ZM3 217H4V216H3ZM3 217H2V218H3ZM39 217H40V216H39ZM42 217H43V216H42ZM49 217H50V216H49ZM2 218H1V221H2ZM15 218H16V219H15ZM43 218H45V216H44ZM53 218H54V219H53ZM53 218H52L51 220L54 221L56 218H55V216H53ZM33 220H34V221H33ZM57 220H55V221L57 222ZM108 220H109V221H108ZM31 221H32V223H31ZM43 221H44V220H43ZM44 222H45V221H44ZM71 222H72V221H71ZM103 222L105 223L104 226H103V224H104ZM10 223H11V225H9ZM39 223H41V222H39ZM42 223H43V222H42ZM45 223H47V222H45ZM45 223H43V224H45ZM68 223H70V221H69ZM68 223H67V224H68ZM96 223H97V224L99 223V225H96ZM1 224H2V223H1ZM24 224H25V225H24ZM29 224H30V225H29ZM67 224H66V227H68ZM72 224H74V223H72ZM108 224H109V223H108ZM110 224H111V222H110ZM17 225H20V226H17ZM21 225H23L22 227H24V226H25V227L22 228ZM27 225H28L29 227H28ZM60 225H61V224H60ZM40 226H41V225H40ZM58 226H59V225H58ZM58 226L56 225L55 227H58ZM89 226H88V227H89ZM102 226H103L104 228H103ZM105 226H106V227H105ZM19 227H21V229H20ZM63 227H65L64 224H63L62 227L60 226V228L62 229V233H64V235H65L66 232H64V231H66V229H67V233H68V232L70 231V229H69L70 226H69L68 228L65 227V229H64ZM71 227H73V225H71ZM100 227H102V228H100ZM1 228H2V227H0V229H1ZM9 228H8V229H9ZM33 228H35V227H33ZM60 228L53 229V230H55V231L58 232V233H55L56 235H57V234H58V235L60 234V232L58 231V229H60ZM4 229H5V227H4L3 229H1V231H3ZM13 229H11V230H13ZM74 229H75V228H74ZM40 230H41V227H40ZM63 230H64V231H63ZM71 230H72V229H71ZM76 230H77V228H76ZM31 231H32V230H31ZM47 231H49V230H47ZM47 231H46V232H47ZM50 231H51V230H50ZM9 232H11V231L9 230ZM22 232H23V231H22ZM29 232H30V231H29ZM36 232H37V231H36ZM96 232H97V233H96ZM12 233H13V232H12ZM14 233H15V235H16V232H14ZM20 233H21V232H20ZM95 233H96V234H95ZM5 234H6V231H5ZM8 234H9V233H8ZM45 234H46V233H45ZM49 234H51V233H49ZM53 234H54V233H53ZM71 234H72V233H71ZM10 235H11V234H10ZM68 235H69V234H68ZM61 236H62V235L60 234V239L63 238V236H62V237H61ZM70 236H71V235H70ZM119 236H120V235H118L117 237H119ZM7 237H8V236H7ZM54 237H55V236H54ZM64 237H66V236H64ZM87 237H88V236H87ZM51 238H53V237H51ZM73 238H74V237H73ZM11 239H12V238H11ZM66 239H67V237L64 238L65 241H64V240H63V241L61 240V241L64 242V243H62V242L60 243V241H59L58 238H57V240L55 239V241H56V242L59 241V243L54 244L55 241H53V242L50 244V246H48V244H47V246H46V244H45V246L48 247V248H47V252H46V255L48 254V255H47V256H48L47 258L50 259L51 256L49 257V255H51V254L54 255V256L52 255V257H51V258H52L51 260H53V262H54L53 264H55V263H56V264H59V263H60V261H59L60 258H59V256H58L59 254H57V257H56V254H54V253H61L62 250H65V248H66V247L68 246V244H69V243H68V240H69V239H67V240H66ZM14 240H15V239H14ZM82 240H83V239H82ZM84 240H86V239H84ZM87 240H89V238H87ZM35 241H36V240H35ZM66 241H67V242H66ZM89 241H90V240H89ZM91 241H90V242H91ZM99 241H100V242H99ZM5 242H6V241H5ZM21 242H22V241H21ZM41 242H42V240H41ZM70 242H71V241H70ZM90 242H89V243H90ZM117 242H118V241H117ZM3 243H4V242H3ZM15 243H16V242H15ZM19 243H20V242H19ZM25 243H26V242H25ZM29 243L32 244L33 242H30V241H29ZM39 243H40V242H39ZM39 243H37V244L33 243V244L38 245ZM48 243H49V242H48ZM65 243H66V245H65ZM72 243H74V242L72 241L71 244H72ZM115 243H116V242H115ZM4 244H5V243H4ZM20 244H21V243H20ZM20 244H19V246H20ZM27 244H28V243H27ZM31 244H30V245H31ZM71 244H69V245H71ZM87 244H88V242H87ZM25 245H26V244H25ZM1 246H2V245H1ZM7 246H8V245H7ZM11 246H12V244H11ZM28 246H29V245H28ZM51 246H52L53 248H51ZM72 246L75 247L74 244H73ZM72 246H71V247H72ZM90 246H91V249H92L93 247H92L91 244H90ZM119 246H120V245H119ZM9 247H10V245H9ZM9 247H8V248H9ZM24 247H25V246H24ZM42 247H43L44 250L46 249V247L44 248V245H43ZM49 247H50L51 249H50ZM71 247H70V248H71ZM4 248H5V247H4ZM6 248H7V247H6ZM14 248H15V247L12 246V250H10V251L13 252V249H14ZM16 248H18V247L16 246ZM16 248H15V249H16ZM28 248H29V247H28ZM30 248H33V247L31 246ZM34 248H35V247H34ZM37 248H38V247H37ZM37 248H35V249H37ZM67 248H68V250L70 249L69 246H68ZM76 248H77V247H76ZM113 248H114V247H113ZM15 249H14V250H15ZM18 249L21 250V248H18ZM52 249H53V251H52ZM77 249H78V248H77ZM94 249H93V250H94ZM0 250H1V249H0ZM7 250H8V249H7ZM44 250H43V251H44ZM49 250H51V254H49V253H50ZM66 250H67V249H66ZM68 250H67V251H68ZM93 250H92V251H93ZM122 250H123V247H122ZM122 250H121V251H122ZM34 251H35V250H34ZM43 251H42V253H43ZM45 251H46V250H45ZM45 251H44V254H45ZM121 251H120V252H121ZM76 252H77V251H76ZM93 252L96 253V251H93ZM2 253H3V252H2ZM2 253H1V254H2ZM36 253H37V252H36ZM64 253H66V251H64ZM64 253H62L63 256H65V255L68 254V252H67V254H65V255H64ZM95 253H94V254H95ZM1 254H0V259L2 260ZM13 254H14V253H13ZM16 254H17V253H16ZM96 254H97V253H96ZM123 254H124V253H123ZM3 255H4V254H3ZM3 255H2V256H3ZM8 255H9V254H8ZM62 255L60 254V256H62ZM82 255H83V254H82ZM87 255H88V254H87ZM92 255H93V254H92ZM68 256H69V255H68ZM94 256L97 257L96 255H94ZM98 256H99V255H98ZM101 256H102V255H101ZM121 256H122V255H121ZM54 257H55V259H53ZM118 257H119V256H118ZM5 258H6V257H5ZM10 258H11V257H10ZM42 258H43V257H42ZM57 258H59V259H57ZM61 258H62V257H61ZM100 258H101V257L99 256V260H100ZM144 258H145V257H144ZM148 258H149V257H148ZM56 259H57V260H56ZM63 259H64V258H63ZM88 259H89V257H88ZM116 259H119V258H116ZM41 260H42V259H41ZM46 260H47V259H46ZM68 260H69V259H68ZM78 260H79V259H78ZM85 260H86V259H85ZM85 260H84V261H85ZM104 260H106V259H104ZM2 261H3V262H2ZM2 261H0V263H1V264H2V263L4 264L5 261H4V260H2ZM6 261H7V258H6ZM9 261H10V259H9ZM38 261H40V260H38ZM72 261H73V259H72ZM82 261H83V260H82ZM87 261H88V260H87ZM87 261L84 262V264H87V263H88ZM10 262H11V261H10ZM26 262H27V261H26ZM26 262H24V263H26ZM42 262H43V261H42ZM49 262H50V260H49ZM49 262H47V264H48ZM58 262H59V263H58ZM62 262H63V261H62ZM79 262H80V261H79ZM14 263H15V262H14ZM14 263H13V264H14ZM17 263H18V262H17ZM145 263H146V262H145ZM6 264H7V263H6ZM11 264H12V263H11ZM27 264H28V263H27ZM41 264H42V263H41ZM60 264H61V263H60ZM65 264H66V262H65ZM68 264H69V263H68ZM73 264H74V263H73ZM77 264H78V263H77ZM80 264H83V263H80ZM90 264H91V263H90Z\"/></svg>",
    "mask_w": 264,
    "mask_h": 264
}]
</instances>
